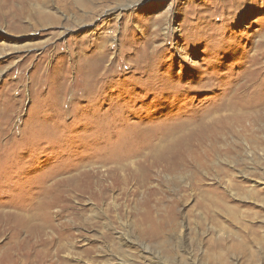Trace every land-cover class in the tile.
<instances>
[{
    "label": "rangeland",
    "instance_id": "1",
    "mask_svg": "<svg viewBox=\"0 0 264 264\" xmlns=\"http://www.w3.org/2000/svg\"><path fill=\"white\" fill-rule=\"evenodd\" d=\"M121 260L264 264V0H0V264Z\"/></svg>",
    "mask_w": 264,
    "mask_h": 264
},
{
    "label": "bare ground",
    "instance_id": "2",
    "mask_svg": "<svg viewBox=\"0 0 264 264\" xmlns=\"http://www.w3.org/2000/svg\"><path fill=\"white\" fill-rule=\"evenodd\" d=\"M86 1V0H85ZM90 2V1H89ZM30 3V2H29ZM91 3V2H90ZM28 4V3H27ZM78 4V3H77ZM88 4V3H87ZM92 4V3H91ZM83 5V4H82ZM30 7V6H29ZM35 7V6H34ZM33 9V8H32ZM39 9V8H38ZM19 10V9H18ZM14 14V13H13ZM12 15V14H11ZM25 20V19H24ZM28 21V20H27ZM118 175V174H117ZM87 186V185H86ZM96 186V185H95ZM93 187V186H92ZM87 188V187H86ZM94 190V189H93ZM105 193V192H104ZM92 194H93V192H92ZM91 194V195H92ZM101 195V194H100ZM94 196V195H93ZM58 237V236H57ZM51 238H53V237H51ZM59 240V239H58ZM63 245V247L62 246H60V245H58V248L59 249H63V248H65V244L63 243L62 244ZM57 246V245H56ZM46 250V249H45ZM49 250V249H48ZM55 250V249H54ZM60 251V250H59ZM46 253H48V252H46ZM59 254V253H58ZM59 257V256H58ZM55 259V258H54ZM122 259V258H121ZM61 262H63V261H61ZM121 262H122V264L123 263H125V262H127V261H125V260H121ZM50 264V263H49ZM52 264V263H51Z\"/></svg>",
    "mask_w": 264,
    "mask_h": 264
}]
</instances>
